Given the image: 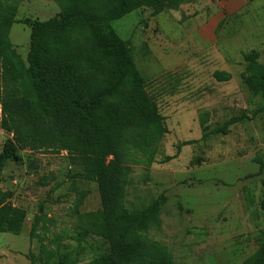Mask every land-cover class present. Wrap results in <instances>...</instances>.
<instances>
[{
	"label": "rangeland",
	"instance_id": "rangeland-1",
	"mask_svg": "<svg viewBox=\"0 0 264 264\" xmlns=\"http://www.w3.org/2000/svg\"><path fill=\"white\" fill-rule=\"evenodd\" d=\"M15 1L21 22L48 21L61 12L55 0ZM112 26L130 48L167 128L155 162L146 165L137 155L132 164L128 209L165 200L160 228L146 235L166 246L175 264H244L264 232V174L257 162L264 160V100L252 96L242 79L244 54L257 51L264 64V0H189L158 16L150 9L132 12ZM30 36L24 24L10 33L24 61ZM218 72L231 79L218 81ZM241 116L251 120L230 127L227 136L203 140V127L212 131ZM1 118L0 105V152L11 139ZM22 156L1 174V188L14 194L13 204L28 219L21 235L0 234V264H89L104 255L107 245L81 238L71 216L82 192H89L82 212L100 208L97 185L79 179L81 169L66 153ZM167 157L176 158L164 162Z\"/></svg>",
	"mask_w": 264,
	"mask_h": 264
},
{
	"label": "trees",
	"instance_id": "trees-1",
	"mask_svg": "<svg viewBox=\"0 0 264 264\" xmlns=\"http://www.w3.org/2000/svg\"><path fill=\"white\" fill-rule=\"evenodd\" d=\"M188 1L55 0L58 16L21 22L17 2L0 0L1 129L11 136L0 152V234L21 235L28 219L27 211L13 204L14 194L1 188L7 165L22 162L24 151L66 153L71 165L81 169L79 179L96 184L100 196L98 210L82 212L89 192L79 193L71 213L81 238L102 240L108 247L89 264H175L171 251L146 235L160 228L165 200L135 211L127 207L132 164L137 155L146 165L155 162L167 128L130 48L112 24L139 10L150 9L154 16L179 10ZM16 24L31 30L26 61L10 38ZM243 56L244 85L264 100L260 54ZM215 77L231 79L219 72ZM250 120L234 117L212 131L203 127V140L227 136L230 127ZM257 162L264 174V160ZM39 221L36 216L31 242ZM244 264H264V232L258 250Z\"/></svg>",
	"mask_w": 264,
	"mask_h": 264
}]
</instances>
